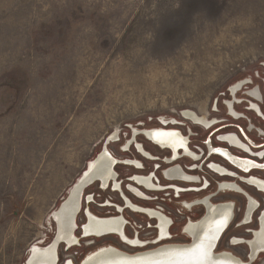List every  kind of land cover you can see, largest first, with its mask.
I'll return each instance as SVG.
<instances>
[{"label":"rangeland","instance_id":"obj_1","mask_svg":"<svg viewBox=\"0 0 264 264\" xmlns=\"http://www.w3.org/2000/svg\"><path fill=\"white\" fill-rule=\"evenodd\" d=\"M263 65L264 0H0V264H25L33 244L52 240V212L111 135L119 142L106 148L118 158H126L119 147L131 128L161 120L190 131L192 145L203 147L208 129L180 113L206 116L210 128L243 124L227 115L228 102L236 112L243 106L228 91L254 80ZM223 198L243 208L235 194L213 201ZM194 213L196 219L201 210ZM173 232L178 237L167 243L188 242L180 228ZM234 237L250 238L232 225L217 250L246 261V246L228 245ZM106 241L61 245L58 264H79ZM253 264H264V253Z\"/></svg>","mask_w":264,"mask_h":264},{"label":"flooded vegetation","instance_id":"obj_2","mask_svg":"<svg viewBox=\"0 0 264 264\" xmlns=\"http://www.w3.org/2000/svg\"><path fill=\"white\" fill-rule=\"evenodd\" d=\"M235 85L228 92L231 98L240 100L237 105H243L242 110L235 111L234 101L225 107L231 119L243 124L224 123L210 128L212 121L206 116L190 110L180 113L184 120L208 129L201 143L203 147L192 145L190 131L182 133L179 129L168 128L166 126L171 123L161 120L162 125L155 128H129L127 139L119 147L126 158H118L106 148L111 142H119L117 132L114 137L111 135L103 150L100 149L91 160L102 163L104 167L83 190L77 215L83 218V223L77 226L78 237L74 228L73 236L66 242L55 244L52 239L46 246L33 244L34 249L29 251L26 261L32 257L46 264H58L61 245L69 250L79 246L80 242L93 246L102 239L107 240L105 245L86 256L101 249L124 252L118 248L121 247L119 244L138 250L132 254L150 252L177 244L167 243L178 237L173 232L175 228H180V234L188 238V244L203 219L208 222L214 220L220 225L229 211L231 218L223 231L233 225L234 229H240L250 238L234 237L228 245L246 246L247 260H241L253 264L264 253V210L261 209L264 197V167L261 168L264 166V71H257L254 80L244 78ZM139 139L161 155L145 149ZM118 166L127 167L130 173L122 176L116 169ZM93 186L97 192L86 194L85 191ZM107 192L112 193V197L99 200L101 194ZM228 194L243 199V208L237 207L238 199L213 201ZM89 205L106 210V215L92 212ZM171 205H174L172 210H168ZM198 208L201 214L195 219L194 212ZM239 213L241 216L235 221ZM133 216L139 217L142 223ZM215 252H228L235 256L229 250H217V246ZM66 264H71V261Z\"/></svg>","mask_w":264,"mask_h":264},{"label":"bare ground","instance_id":"obj_3","mask_svg":"<svg viewBox=\"0 0 264 264\" xmlns=\"http://www.w3.org/2000/svg\"><path fill=\"white\" fill-rule=\"evenodd\" d=\"M103 167L104 166L102 165V163L98 161H90L88 163V169L84 171L82 177L79 178V181H77L75 186L70 188L69 190L70 196L68 197V200L64 202L62 208L58 212H56L57 208L52 212V216L57 225V233L55 239L53 240V243L55 242V244L56 243L58 244V243L66 242L68 238L73 236L72 233L74 229L73 218L80 208V202H81L83 190L88 184H90L96 178L98 172ZM230 218H231V212L228 211L227 217L225 218L224 222L221 223L220 225L218 222L214 220H209L208 222L207 219H203L197 225V230L191 237L193 239L192 245L186 249L183 248L184 246L166 245L156 250H153V252L150 251L151 253H145L131 258L122 257L121 255L123 253L116 251L114 249H101L98 250L100 252L94 256H90V255L86 256L89 257L88 262L86 264H239L238 263L239 260L240 261L242 260L233 256L231 253L229 254L228 252H223V253L220 252L221 255L217 256V257H223L225 259L224 261L219 258H215L213 260L208 255L210 253V250L214 247L215 243L218 241V238L223 232V229L228 224ZM115 228H117V226ZM33 249L34 246H32L29 251H32ZM26 264H46V263L38 259L34 260L32 257H30L26 261Z\"/></svg>","mask_w":264,"mask_h":264},{"label":"water","instance_id":"obj_4","mask_svg":"<svg viewBox=\"0 0 264 264\" xmlns=\"http://www.w3.org/2000/svg\"><path fill=\"white\" fill-rule=\"evenodd\" d=\"M237 167V166H236ZM252 167L254 168L255 166H253L252 165ZM264 166H261V168H263ZM260 168V167H259ZM87 169H88V166H87ZM245 171V170H244ZM83 175V174H82ZM82 175H81V177H82ZM80 177V178H81ZM77 181H79V179L77 180ZM77 181H76V183H77ZM76 183H74V185L73 186H75V184ZM72 186V187H73ZM70 196V193L68 192V195H67V197L65 198V200H63L59 205H58V207H57V211L56 212H58L61 208H62V205L64 204V202H66L67 200H68V197ZM77 215H78V212L75 214V216H74V218H73V225H74V228H75V230H77V224H76V219H77ZM51 218H52V220H53V223L55 224V233H54V236H53V240L55 239V237H56V233H57V225H56V222H55V220H54V218H53V216H52V214H51ZM76 232V231H75ZM224 232V231H223ZM222 235V234H221ZM221 235H220V237H221ZM220 237L218 238V241H219V239H220ZM218 241L215 243V245H214V247L210 250V253L208 254L210 257H211V259H215V258H219V259H221V260H225L223 257H217V256H220L221 255V253H215V250H216V246H217V243H218ZM192 243H193V239L191 238V241L188 243V244H183V245H181V244H173V245H175V246H184L183 248H189L191 245H192ZM186 246V247H185ZM161 248V247H160ZM100 251H97V252H94L93 254H91L90 256H94V255H96V254H98ZM151 252H153V250H151ZM151 252H143V253H137V254H128V253H124V252H121V253H123L121 256L122 257H124V258H131V257H135V256H139V255H141V254H145V253H151ZM223 253V252H222ZM230 254V253H229ZM88 258L89 257H84L81 261H80V263L79 264H86L87 262H88ZM219 259H216V260H219ZM57 261H58V259H57ZM239 264H251V262L249 261L248 263H244V262H242V261H240L239 260V262H238ZM26 264V263H25Z\"/></svg>","mask_w":264,"mask_h":264}]
</instances>
